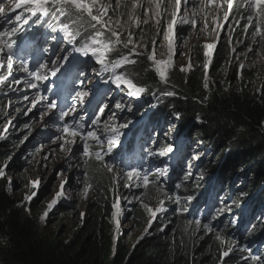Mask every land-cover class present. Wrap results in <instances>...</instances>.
Returning a JSON list of instances; mask_svg holds the SVG:
<instances>
[{"label":"trees","instance_id":"1","mask_svg":"<svg viewBox=\"0 0 264 264\" xmlns=\"http://www.w3.org/2000/svg\"><path fill=\"white\" fill-rule=\"evenodd\" d=\"M132 2L133 0H121L118 11H115L116 0H112L109 16L114 18L117 14L127 16L131 11ZM71 15L75 18V13ZM40 17H42L40 28L49 25L59 26L58 19L69 21V17H60L59 13L56 16ZM81 23L89 27L90 23L94 22L85 17ZM144 27L147 29L144 39L147 51L143 55L136 56L135 64L125 65L120 69L127 74L129 69H133L132 79L139 86L147 89L142 93L143 105L136 118L145 114L153 99L159 94L168 92L174 87L177 95L158 98L157 105L151 110L142 127L154 135L157 129L161 130L162 136L158 142L159 149L163 150L173 145L166 137L173 127L176 134L181 136L187 126L194 122L184 134V138L189 140L188 148L194 151L199 144L203 147L211 144L212 151L205 155L199 170L193 176L186 178V184L182 189L175 188L167 182L148 179L147 188L140 183V187L133 185L137 187L134 190L133 187H125L126 184L128 185V169L123 160H119V166L104 161L114 166V174L108 172L94 156L88 163L82 156L83 164L92 170L94 178L91 183L92 198L86 205L84 218L70 205H59L55 210V215L62 216V219L70 218L72 213L76 214L73 220L77 221L78 227L69 235L66 229L56 224L51 231L47 230L50 223L42 227L41 213L35 212L38 206L32 208V214L25 210L23 204L14 195L21 191L19 180L13 178L15 184L12 191L6 179H0V264H239V261L243 264L244 261L239 258L228 259L230 255L223 258L221 249L226 244V237H228L227 243L231 246H241L248 250V254L255 252L248 258L252 262L255 260L257 254L255 236L259 235V230L263 227L262 220L255 225L253 231L241 232L238 228L229 227L232 235H221L225 243H221L215 237L214 240L219 243V247L213 240L211 243L206 240L198 247V242L196 243L192 234L187 231L189 227L178 221L187 218L197 222L195 217L199 218L204 214L201 218L203 227L205 225L211 227V217L214 212L211 208H206L207 204L200 207L201 204L196 206L192 203L199 199L206 201L216 199L217 207L224 213L242 207L243 211L238 213L247 217L253 213L251 204L261 200L257 190L264 184V42L259 45L261 50L259 56L248 51L249 56L245 58L249 65L246 67H241L242 64L238 63L229 42L224 44L221 41L211 57L207 54L204 45L195 42L190 53L193 61L199 62L198 66L191 68L185 66L184 71L173 66L167 68L169 84H164L159 79L154 63L148 60L147 56L153 47L165 42V32L150 24ZM92 31L89 27V32L85 35ZM177 34H181L186 39L192 37L191 29L186 24L177 28ZM137 35L143 34L137 31ZM82 40L83 37H78L77 43L81 44ZM114 48L117 50L108 57L113 61L125 52L120 49L121 45H114ZM208 59L212 74L218 76L219 80L209 78L207 80L205 66ZM256 81L259 83L257 86ZM205 83L208 84L207 88L204 87ZM17 87L18 84L15 88ZM9 101L17 105H33L35 99L1 98L0 123L7 115L5 113H8ZM44 122L49 123V120H43L39 125ZM7 124L8 129L16 125L11 122ZM16 133L17 135L0 139V168L9 164L12 159L8 166L11 172L21 171L23 166L34 163L37 158V154L33 155L36 151L32 152L34 137L25 139L24 136L20 139L19 136L23 133L19 131ZM153 145L154 142L151 141L150 146ZM203 155L202 151L196 153L197 157ZM186 160L187 156L180 151L177 154V161L183 164ZM174 168L179 173L178 169ZM193 170L192 168L191 172ZM261 176L262 178L259 179ZM79 182L84 185V180ZM41 192L42 188L33 205L44 203L45 198L42 197L47 192ZM145 194L157 195V202L163 201L164 209L176 221L162 218L158 213V230H162L165 226L162 223L164 219L168 225L165 231L150 235L155 229L152 226L151 231L139 238L134 246H130L125 241L123 232L114 236L112 211L109 207L118 197L128 201L130 207L135 209L128 220L135 228L144 229L145 212L136 206L137 197ZM188 197L191 199L189 200ZM214 219L216 220L217 217ZM191 225L193 234H198L194 222ZM257 261L264 262L263 256Z\"/></svg>","mask_w":264,"mask_h":264},{"label":"rangeland","instance_id":"2","mask_svg":"<svg viewBox=\"0 0 264 264\" xmlns=\"http://www.w3.org/2000/svg\"><path fill=\"white\" fill-rule=\"evenodd\" d=\"M15 2V0H14ZM141 2V1H140ZM189 9L191 10L194 7L191 5L192 0H189ZM143 7L136 9L135 15L140 18L139 22L133 21L129 19V15L123 17L122 15L116 16V18L109 16V11L106 16L102 17L105 20L110 21V26L115 28L117 31L121 33V39L123 41H127L129 32L132 35V39L134 41V44L139 45H145L144 39H145V32H147V29L144 27L146 24L152 25V27L156 29L163 30L165 34H169L171 36V39L173 40V48L170 52L168 49V40L163 41L158 47L155 48L156 51V57L157 60L159 59H165L167 60L169 56L172 58V66L178 67L180 70L183 69V67H197L199 62L193 61L191 57V51L193 44L200 43V45H206V44H212L214 45L213 48H206L207 54L209 57L216 52L218 49V45L221 41L225 43H228L231 39V36L233 35V30L229 26H224V12H216V7L209 8L204 10L203 12H199L198 15L194 16L193 19L197 21V24L195 27L189 26L191 29L192 37L186 39L181 34H177L176 32L168 33V22L171 19V11L173 8L168 5L167 0H164V2L161 5L160 9V24L159 26L156 25L155 21L157 17L155 16V5H151L152 11H148L149 4L148 0L145 2H141ZM121 5V4H120ZM11 7V5L6 4V11ZM117 4H115V11H118ZM165 7L167 8V11H165ZM110 10V9H109ZM24 9H16L15 12H10L9 15L15 17V15L20 14L23 12ZM25 17L30 15V13L25 12ZM185 15H189V12H186L185 9H181V12L179 13L177 17V25L182 26L180 22L181 18H183ZM253 17V20H257L258 18L256 15L250 14ZM191 17V16H190ZM219 17V19L217 18ZM0 19H3L0 17ZM205 19L207 20V26L205 27ZM117 21L119 24H117ZM144 21H147L145 23ZM221 21V22H220ZM26 25V24H25ZM23 25V28L24 26ZM15 26V22L11 25L9 24H0V29L4 27H12ZM107 33V29H103ZM137 31H141L143 35H137ZM172 34L174 35L172 37ZM190 34V35H191ZM110 35V34H108ZM63 34L59 33V39L58 40V47L62 49V51L59 53L61 56L63 52L68 51V54L71 53L68 56V60L64 62L65 64L68 63V69L72 68L73 65L78 61V52L74 51L75 47L69 46L67 40H64L62 38ZM143 37V39H141ZM114 39V38H113ZM52 40V39H51ZM65 41V43H64ZM29 42H25L23 45V49L26 50L29 46ZM132 48L133 45H130ZM130 48V49H131ZM121 50H124L125 52L127 49L123 48L121 46ZM14 50L18 51V45H15ZM43 50L49 54H51V51L47 47H43ZM117 48H115V51ZM114 51V52H115ZM136 51L138 52H145L143 47L136 48ZM46 56V61H52L53 58L51 56ZM233 54L237 57L238 63H241L243 67H246L249 65L247 58L248 57V49L245 43H239L237 45V48L235 51H233ZM162 57V58H161ZM89 61V65L87 66V71L85 74H82V76H79L78 82L79 85L83 87L84 85H87L89 95L84 98L83 102L80 101H73L72 97L70 98L71 105L75 103L76 105V111L75 114H70V118L66 120L67 123H72V119L78 117L77 124L84 125V131H96L98 135H100V138L102 141H104L103 145L97 144L95 140H89L88 143L90 145V151L93 153V156L95 152L102 151L104 153L107 152V137L109 135H112L111 133L104 131V125L105 123L111 125V126H117L118 122H121V124H128L127 128H120V132L122 135L119 137V144L115 146L112 149L111 153H107L104 155V161H110L112 163H116V158L123 156L125 152L123 148V141L125 140V137L128 135L133 137L135 136V144L138 143V139L141 135H143L145 132L143 130H140L139 132L133 134L131 130L135 126V120L132 119V116L134 115L135 111L137 109H140L141 105L138 104L141 100L140 96L136 99L133 96H129L127 94L126 88H117L116 85L110 81L112 73H110V76L107 78H104L100 76V65L97 64L94 61L90 62L91 58H87ZM206 63V61H205ZM257 65V64H256ZM156 65L154 64V68L156 70ZM206 70H207V80L208 78L210 80H219L218 76H214L210 69V61L208 59L206 63ZM133 73V69L128 70V76L131 77V74ZM7 75L6 74H0ZM75 75V74H74ZM76 76V75H75ZM74 76V77H75ZM65 78V77H64ZM132 78V77H131ZM80 81H83L84 83L81 84ZM96 81L102 87V90L104 92H108L103 96L102 99H100V96L97 97L94 103L91 104V100L96 96L98 93L97 88H95ZM107 81V82H106ZM221 81V79H220ZM5 82V81H4ZM77 82V81H76ZM3 84V83H2ZM0 84V85H2ZM259 83L256 81L255 85L257 86ZM123 86V85H122ZM29 89H31L29 87ZM62 89L64 92L68 90V88L65 85V82L61 81L55 88V91H59ZM123 89V90H121ZM24 90V85L14 88L13 92L18 93ZM51 92V86L47 87L46 94H50ZM136 103H133V102ZM116 104H120L121 108H116ZM46 106V105H45ZM70 106V105H69ZM68 106V107H69ZM67 107V108H68ZM133 107V108H131ZM101 109L103 111H101ZM136 109V110H135ZM128 112V114H127ZM56 110L53 111L51 116H55ZM129 118V120L125 121L124 118ZM99 117L100 123L99 124H93V121L96 120V118ZM85 119V121H83ZM42 121L41 114L38 111V107H33L31 105L23 104L22 106H16L14 104H11L8 110L7 115L4 117L3 121L0 123V133L3 134H11L16 135V131L22 132L23 135L21 138L29 137V139L33 136L35 129L37 125ZM71 121V122H70ZM8 122H17V125L15 128H12L10 131L7 129L6 125ZM3 123L4 126H3ZM194 124L191 123L190 126H188V129L192 127ZM54 126V124H53ZM63 128V125H61ZM55 133V132H54ZM53 133V134H54ZM56 133L60 135L62 131L59 129V127H56ZM56 136V135H54ZM162 136V133L154 135L155 139ZM144 139L148 138V134L143 135ZM171 141H175L177 138L176 132L174 131V127L171 129V131L166 135ZM146 146L147 153L140 157H137V161L135 164H131V167L129 168V172L133 169H139L141 173V177L144 175H147L148 179H154L157 182H166L169 179H174L175 184H177L178 179L180 176L174 171L173 166L168 163L167 156L172 154L171 152L166 153L165 155L161 156L159 155V152L154 153V157H150L149 151L150 148L148 145ZM54 147V140H50L46 144L43 145V153L39 154L34 161V163H31L29 165L23 166L21 168V171H15L11 172L10 169H8L9 164L12 162H9L7 164L6 168H3L4 176L0 177V179H6V182L9 183L11 190L14 191V182L13 178L16 181L21 182V188L18 193H14L15 198L19 199L20 203L23 204L25 210L32 214V208L37 207L35 209V212L39 211L41 213V217L45 212L48 213L46 217H44L41 220V225L44 227L46 223H50L47 227L48 231H51L56 226H62L63 229H66L67 234H71L73 231H75L78 227V223L76 220H73L76 214L72 213L70 218L68 219H62V216L55 215V210L59 205H70L74 211L78 210L80 214L83 213V218L86 210V205L91 199L92 191L90 190L87 193V196L84 194V189L81 188H75L74 182L75 181H69L67 182L63 175H61V171L58 170L54 164V152H52ZM200 149L199 151H202V153H206V148L198 146ZM121 155V156H120ZM95 157V156H94ZM15 160V159H14ZM88 163V161H87ZM119 164V163H118ZM195 164V160L192 162V165ZM68 171H72L74 173V177H76V180H78V170L77 166L70 165ZM163 173V174H162ZM177 177V178H176ZM176 178V179H175ZM262 176L259 178L261 179ZM258 179V180H259ZM39 181L38 185L33 187L32 181ZM257 180V181H258ZM66 181V183H64ZM61 183H64L63 188V195H61L57 199V193L61 192ZM143 183V180H128V185H131L130 188L133 187V185ZM42 188V192H47V194L43 195V199L45 198V201L43 204H40V202L37 205H33V203L37 200L40 194V190ZM264 186H261V189H263ZM134 190H136V187H133ZM41 192V193H42ZM31 196L32 199L29 201L26 199V197ZM57 199V202L55 205L52 206L51 209L48 208L49 203L53 200ZM126 207V210L124 209ZM201 207V205H200ZM200 209V208H199ZM130 211V203L128 201L123 200L122 205L119 207V210L115 209L113 210V213H116L115 217L111 216L114 227H113V233L114 236L121 234V232L124 233L125 241L130 246H134L136 241L143 237L147 231L145 229H137L135 226H133L127 219L128 215L127 213ZM57 218V219H56ZM55 219V220H54ZM116 220H119V228H117ZM59 228V227H58Z\"/></svg>","mask_w":264,"mask_h":264},{"label":"snow or ice","instance_id":"3","mask_svg":"<svg viewBox=\"0 0 264 264\" xmlns=\"http://www.w3.org/2000/svg\"><path fill=\"white\" fill-rule=\"evenodd\" d=\"M164 2V0H148L149 8L148 11H152L151 5H155V16L157 17L155 23L157 26L160 24V9L161 5ZM189 0H184L185 5V11L189 12V15H185L183 18H181L180 22L182 24H190L191 26L195 27L197 24V21L195 19H191V17H194L199 14L200 11H203V8L207 5L216 4L217 0H200V6L199 8L194 7L191 10L187 9V4ZM121 0H116L117 6H120ZM168 5H170L173 8V11L171 12V19L168 22V33H171L173 30V26L177 23V17L179 13L181 12V0H167ZM234 0H222V2L218 5L219 7H223L224 4L227 5L228 9L231 10L233 7ZM6 4L11 5V7L6 11ZM247 6L255 12L256 17L259 19L261 24H264V0H247ZM143 7V5L140 3V0H133L131 4V11L129 12V19L139 22L140 18L135 15V11L138 8ZM23 8L24 11L21 12L18 15H15L14 19L12 16H10L8 13L15 12L16 9ZM109 9H112V0H0V17L3 19H0V24H13L15 22V26L12 27H4L0 29V69H4L6 67L7 75L0 76V84L4 83V81L8 80V77L12 75L13 72V66H14V57L19 59V64L21 67V70L28 73L30 76L34 77L36 81H46L48 80V76L42 72V69L47 68L46 63H39L37 62V65L34 69L30 70L27 66V61L23 58H20L17 56L16 51L14 50L16 41L13 39V36L23 31V25L28 24L29 20L32 19V17H36V21H33V23H36L39 21L40 16H56L57 13H59L60 17H69L68 22H64L61 19L57 20V23L59 24V29L56 27H53L52 25H49V27L52 29L53 32L59 31L63 34L62 38L64 40H67V42L71 45H75L77 43L78 37H83V40L81 42V46L78 48H74V51L81 53L84 56H89L91 54V57H95V62L99 64L103 71L105 72H111V80L116 85L117 88H120L122 85L125 86L127 90V94L129 96L133 97H139L142 93L146 92L147 89L139 86L137 83L134 82L132 78H129L126 76L123 72H117L118 68H123L125 65L129 64H135L136 60L131 59V55H143V52L137 53L136 48L143 47L145 51H147V45H139L134 44V41L132 39V35L129 32L127 41L121 40V33L117 31L115 28L110 26V21L103 19L102 17L106 16ZM165 11H167V8L165 7ZM30 13V15L26 16L24 13ZM40 14L39 16L37 14ZM72 13H75V18H72ZM85 17L90 18V21L94 23H90L89 27L93 30L90 34L85 35V33L89 32V27H85L83 23H81ZM224 19H228V12L226 11L224 13ZM246 19L251 22L253 20L252 15H249L246 17ZM147 23V21H144ZM205 27L207 26V20L204 21ZM117 24L119 22L117 21ZM76 26V27H74ZM99 26V27H97ZM107 29V33L103 30ZM110 34V35H108ZM253 36H261L262 39H264V31L261 30L260 27H256L255 31L253 32ZM114 38V39H113ZM53 40H56L57 38L55 36L52 37ZM143 39V37H141ZM165 40H168V49L171 52L173 48V40L171 39V36L169 34H165L164 36ZM155 41H153V44ZM252 43H257L255 39H253ZM123 45V47L128 48L129 45H133V47L130 49L129 55H121L117 59L110 60L109 54L115 51L114 45ZM206 48H213L214 45L212 44H206ZM62 51L61 48L57 47L53 50V56H55V59L52 60V63L54 65L53 69L51 70V74L53 76L56 75L57 72L60 71V68L63 67V62H66L68 60V56L71 54H67L64 56H60L59 53ZM233 51H235L233 49ZM248 51L251 52L252 49L248 48ZM147 59L152 61L157 67L156 71L159 73L160 78L166 83L167 82V75H166V69L170 68L172 66V58L169 56L167 60L156 58V51L153 47L152 51L148 54ZM60 60L61 63L59 65L56 64V61ZM190 67V66H189ZM243 67V65H241ZM185 69H181V71H184ZM107 82V81H106ZM81 84H83V81H80ZM31 88H37L36 83L30 84ZM205 88L208 87V84L205 83ZM169 96L175 95L173 92L166 93ZM89 95V92L87 91H77L75 95L72 97L73 101H80L83 102L84 98ZM27 99V97H25ZM41 99H44V97H38V99L33 103V107L36 106L37 103L40 102ZM11 104V101H9V105ZM58 107L56 100H52L51 102L46 104V113H42V116L48 113H51L52 110H55ZM116 108H121L120 104H116ZM76 111V105L73 103L70 105L66 110H62L59 112V119L61 121H65V119L69 116V114H75ZM101 111H103L101 109ZM7 113H5L6 115ZM100 120L99 117L96 118V120L93 121V124H99ZM128 124H121L118 127L117 126H111L107 123L104 125V131L111 133L112 135H109L107 137V152L104 153L102 151L95 152V160L98 162H101L102 166L108 171L115 174L114 166L108 165L104 163V155L107 153H111L112 149L119 144V137L122 135L120 132V128H127ZM62 132L65 135V139L63 140V143L60 145V150L65 151V145H67V151L69 154L72 152V146H74L77 143V138H79L81 141H83V149H82V155L85 158L90 159L93 156V153L90 151V145L88 143L89 140H95L97 144L103 145L104 141L101 140L100 135L97 134L96 131H84V125L77 124L75 121V118L73 119V122L70 123H63ZM5 137L3 135H0V139H4ZM27 139V137H25ZM57 140H60L61 137H56ZM173 149L171 147H168L166 149H163L159 152V155L163 156L168 152H171ZM87 162V160H86ZM7 165H4L3 168H6ZM3 168H0V177L4 176ZM163 174V173H162ZM128 180H143V187L147 188L149 184V180L147 175H144L141 177V173L139 169H133L132 171L128 172L127 174ZM33 187L38 185L39 181H32L31 182ZM66 183V181L64 182ZM64 183H61V192L57 193V199L63 195V188ZM137 187H140L139 184L136 185ZM125 187H131V185H125ZM92 185L87 184L84 187V194L87 196V193L91 190ZM29 201L32 199L31 196L26 197ZM57 199H53L49 205L48 208L51 209L53 205L56 204ZM190 200L191 197H188ZM160 204H163V201H160ZM145 208L152 214L153 218H155L157 212L163 211L162 207H158L156 209H152L148 205H144ZM113 208L119 210V204L114 203ZM48 215L47 212L43 214L41 217L42 219ZM83 216V213L81 214ZM116 213H113V216L115 217ZM199 223V222H197ZM117 228H119V220H116ZM151 226V221L149 222V227ZM209 232H212L213 229L209 225L204 226ZM147 231V229H145ZM142 238V237H141ZM217 240H220L221 243H225L224 238L217 234L216 236ZM232 252V248L229 247L226 251L222 253L224 257L229 256V254ZM256 259H259L257 257Z\"/></svg>","mask_w":264,"mask_h":264},{"label":"clouds","instance_id":"4","mask_svg":"<svg viewBox=\"0 0 264 264\" xmlns=\"http://www.w3.org/2000/svg\"><path fill=\"white\" fill-rule=\"evenodd\" d=\"M221 2H222V0H217V3L216 4L207 5L206 7L203 8V11L206 10V9H209V8H213V7H216V9H215L216 12L220 11V12H224L225 13L227 11L228 12V19L227 20H225V19L223 20L224 21L223 25L224 26H229L233 30V35L231 36V39L229 41L231 47L235 50L237 48V45L239 43H245V45L247 46V49L248 48H251L252 49L251 52L254 53V55L259 56L261 54V50L259 48V45L261 44V42H264V39H262L261 36H255L254 37L253 36V32L255 31V28L257 26L260 27L262 31H264V24H261L260 21H259V19L252 20L251 22H249L246 19V17L249 16L250 14L255 15V12L252 11L247 6V0L240 1L238 3L236 2V0H234V3L233 4H236V5H233V7L231 8V10L228 9V7H227L226 4H224L223 8L219 7L218 5ZM191 5L193 7L199 8V6H200V0H192ZM189 6L190 5L188 3L187 6H186L187 9H189ZM183 8L185 9L184 1L181 2V9H183ZM239 9H241V11H239ZM203 11H200V12H203ZM190 18L193 19V17H190ZM217 19L220 20L219 17ZM186 25L187 26H191L189 24H186ZM178 27L179 26L177 24H175L173 26V32H176ZM39 31H40L39 32V34H40L39 37L46 38V39H51L53 36H55L58 40H62V39H59V33L53 32L52 30H45L44 28H42V30H39ZM173 36L174 35L172 34V37ZM253 39H255L257 41V43H255V44L252 43ZM41 47H42V49H41V53L40 54H43L45 52L43 50V47L45 48L46 45H42ZM155 48H156V46H155ZM49 56H51V58L55 59V56H53L52 52H51V54ZM88 58H91L90 61H94V59H95V57H91V54H89ZM45 59H46V57H45ZM59 61L60 60H57L56 63L59 62ZM47 64H48V66H47L48 69H52L54 67L52 61L47 62ZM88 65H89V61L86 60V67ZM99 72L101 73V66H100ZM53 80L57 84H59L58 82H61L59 80L58 76H53ZM12 97L25 98L27 96H24V95L23 96H7V97H0V99L1 98H12ZM32 98L35 99V101L37 100V97L36 96H32V95L29 96V98H27V99L30 100ZM11 104H14L16 106H22L23 105V104L22 105H17V104H15L13 102H11ZM10 105H9V107H10ZM27 105H30V104H27ZM35 107H38V111L41 114L42 121L43 120H49V123H45L44 122L40 126L39 124L42 122L41 121L37 125V127L35 129V132H34V134L32 136V137H34V139L32 140V148H33V145H34L36 139L41 134L42 127L51 128V119L53 117L51 115H52V113L54 111V110H52V112L50 114H48V115L45 114V115L42 116V113H46L44 111V108H43L44 106L41 105V103L39 102V103L36 104ZM11 123H16V125H17V122H11ZM6 127L8 129V127H9L8 124L6 125ZM12 128L13 127H10V129H8V130L10 131ZM188 130L189 129H188V126H187V128L184 130V132L182 133L181 136H178L176 134L177 135V138L175 139V141H171L169 138L168 139L172 143L178 142V141H189L188 139H185L184 138V134ZM36 133L38 135L35 136ZM9 135H11V134H3V136L5 138H7ZM19 138L22 139L21 136H19ZM52 140H54V147H53V150H52L51 153L54 152V164H55L56 168L61 171V175H63V178L67 182H69V181H75L74 182L75 188H78L79 186H81V187H79V189H81V188L84 189V187L87 184H91L92 181L94 180V178L92 176V170L89 169L88 167H86L83 164V162H82V155H80V153H79V148L81 147V143L78 142L74 146H72V152H71V154H69V152L67 151V148H65V151H61L60 150V145L63 142L62 139L57 140L55 138V139H52ZM27 141H25V144L27 143ZM22 142H24V141H22ZM47 142H49V141H46V142L44 141L43 144H42V147H40V149L36 150V152L33 153V155H36L37 154L36 155V157H37L39 154L43 153V145L46 144ZM22 150L24 151L25 149L23 148ZM20 151L21 150H19V152ZM204 156L205 155H203L200 158L202 159ZM194 160H196V158H194ZM186 161L184 163H186ZM170 163H171V159H170ZM70 165L77 166V170H78L77 177H78V180H76V177H74V173L72 171H68V173H67V170H68V168H69ZM79 176H82V177H79ZM80 180H84V185L79 182ZM138 184H140V183H138ZM135 185H137V184H135ZM263 185L264 184L260 185L259 188L261 186H263ZM91 198H92V196H91ZM122 201H123V199H121L120 197H118L117 199H115L114 201L111 202L109 209L113 212V210H114L113 204L114 203H118L119 204V207H120L122 205ZM137 201L138 202H137V206L136 207H139L142 212H145L144 221H145V225L146 226H145L144 229H147L146 234L149 231H151V229H152L151 227L152 226H154L155 229L153 231H151L150 235L163 233L165 231L166 227L168 226L167 225V222L164 221V219H162V223H164L165 226H163V229L162 230H160V231L158 230L159 229L158 228V223H159L158 213H159V215L162 218L166 217V218H170L172 221H176V220H173L172 217L168 214V211L166 209H164V205L163 204H160V200H159V203L157 202V195H146V194L145 195H139L137 197ZM192 203H195L196 206H197V204H201V206H204L206 204V200L199 199V200L194 201ZM144 205H148L152 209H156L158 207H162L163 208V211L157 212L155 218H153L152 214L147 210V208L144 207ZM124 209L126 210V207H124ZM134 210H135L134 208L130 207V211L127 213L128 219H130V216L133 214ZM251 210H252L253 213L250 214V216L247 217V215H241L240 213H238L236 211L233 212V213H231L233 210L230 213H224V212H222L219 209V211H220L219 216H216L215 212L212 213V217H211V222H212L211 223V228L213 229L212 232H209L207 229H205L203 227V225L201 223V218L202 217H199V218L195 217L197 219V222H199V223L195 222L194 220L187 219V218H183V219L179 220L178 222H180L181 224H183L187 228L189 227V230H187V231H189L192 234V237L194 238V240L196 241V243L198 242V247H200L202 245V243L204 241H206V240L210 241L209 243H211V240H213L216 243V245L219 247V243H217V241L214 240L215 237L217 236V234H219V235L226 234L228 236H231L232 233H231L229 227L238 228L239 231H241V232H244L246 230L247 231L248 230H252L253 231L255 225L258 224L261 221V220H257L256 219L257 218V215L263 216V219L261 221V224L263 225V227L259 230V235L258 236H255V239H256L255 240V245L257 247L256 248L257 254L255 255L254 258L257 261L258 260V259H256L257 257L261 258L263 256V258H264V200L261 199L260 201H256L253 204H251ZM112 216H113V214H112ZM215 217H217L216 220L214 219ZM150 221H151V226L149 227V222ZM192 222H194V226L197 228V233L198 234H193V232L191 230V228H192L191 223ZM227 242H228V237H226V244H225L224 248L221 249V251L224 252L229 247L232 248V252H231L232 254L231 253L229 254L230 256L228 257V259L239 258V260H243L244 261L243 264H264V262H258V261L256 262L254 259H253L254 260L253 261L254 263H253L252 261H250L248 259L255 252H253L251 254H248L247 253L248 250L244 249L243 247H241V246H235L234 245V247H235V249H234V247L231 246L230 244H228ZM223 258H226V257L223 256ZM238 263L240 264L241 262L239 261Z\"/></svg>","mask_w":264,"mask_h":264},{"label":"bare ground","instance_id":"5","mask_svg":"<svg viewBox=\"0 0 264 264\" xmlns=\"http://www.w3.org/2000/svg\"><path fill=\"white\" fill-rule=\"evenodd\" d=\"M81 76H82V74H81ZM77 77H78V79H79V75H78V76H77V75L75 76L76 81H78V80H77ZM21 85H22V84H18V86H21ZM80 87H82V86L79 85L78 88H80ZM135 110H136V109H135ZM60 124H62V123H59V125H57V126H58L59 129L62 131V127L60 126ZM145 139H148V138H145ZM147 141H149V140H147ZM105 181H106V180H105ZM195 208H196V207H195Z\"/></svg>","mask_w":264,"mask_h":264}]
</instances>
